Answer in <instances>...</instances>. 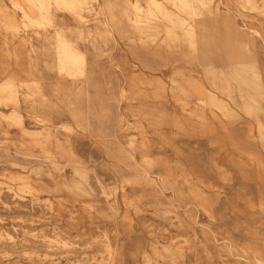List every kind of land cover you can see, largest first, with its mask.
<instances>
[{
  "label": "rangeland",
  "instance_id": "obj_1",
  "mask_svg": "<svg viewBox=\"0 0 264 264\" xmlns=\"http://www.w3.org/2000/svg\"><path fill=\"white\" fill-rule=\"evenodd\" d=\"M159 1L195 28V47L170 37L174 23L149 15V0L88 1L83 23L51 6L41 24L0 0V85L17 82L23 118L0 101V264H264V111L250 100L264 90V0H191L186 12ZM101 10L114 18L108 34ZM137 12L146 29L128 21ZM58 33L95 66L86 89L59 71ZM186 79L227 110L206 97L180 106L172 88ZM191 108L204 123L186 120ZM42 111L49 123L36 119ZM37 130L65 150L40 176ZM69 159L85 174L83 194L69 190Z\"/></svg>",
  "mask_w": 264,
  "mask_h": 264
},
{
  "label": "bare ground",
  "instance_id": "obj_2",
  "mask_svg": "<svg viewBox=\"0 0 264 264\" xmlns=\"http://www.w3.org/2000/svg\"><path fill=\"white\" fill-rule=\"evenodd\" d=\"M13 6L15 9H18L22 11L23 17L31 22L32 24H41L43 21H46L48 23L52 22V12L50 11L51 6H57V7H64L67 10H69L72 15L74 16L75 20L79 21L80 23H83V10L88 4V1H97V0H25L26 6H23L20 1L18 0H12ZM169 2H172L175 7H177L180 11L186 12V11H194L195 7L193 6V1L191 0H166ZM199 3L201 6H206V3L203 0H199ZM248 3H251L250 0H248ZM106 4V9L109 11L108 4ZM131 7H133L135 10L139 11V7L135 4H130ZM149 15H155L152 9L156 10L160 14L164 15L165 17L169 18L171 22L174 23L175 27L169 28V35L172 38L177 39L178 37H185L188 40H190V45L192 47H195L196 44L194 43V37L196 34L195 28L193 26H190V24L187 23L186 19H183L177 14H171L167 12V10L164 8V5L159 0H149ZM27 9V10H26ZM194 9V10H193ZM102 11V10H101ZM0 12L3 14L5 11L3 8H0ZM103 12V11H102ZM195 13V12H194ZM104 14L105 17V30L106 34L109 33V26H113L114 24V18L113 16H107V14ZM110 14V11L108 12ZM7 18H5V24L7 27L17 30L18 24L17 21L12 17L10 14ZM135 15V14H134ZM128 21L136 26V28H139L140 30L146 29L143 27L142 24L144 21L142 20V17L137 12L135 15V18H131L128 15ZM175 28H179L183 35H179L176 33ZM255 33L256 36L260 37L261 34L257 31H252ZM253 38V36H251ZM58 39V60H59V71L65 72L71 79H78V78H84L83 87L85 89L89 86H91L92 81L94 79V70L95 66L93 64H88L86 61V58L83 54L77 51L73 47V45L66 40V38L63 37L60 33L57 34ZM248 45L247 43H244ZM132 52V51H131ZM136 52H132V58L135 61L140 62V58L138 56H135ZM235 68L238 66L244 67V64H241V62H234L232 64ZM34 89L35 92L41 93V87L38 85L37 82L34 81ZM175 87L172 88V96L175 99L176 102L182 106L183 99L189 100V98H201L200 101L202 104H205L204 98H207V101L209 100L210 105H213L215 108H217L220 111L227 110V107L221 102V100L215 95V93L210 92L205 89V87L201 84L200 81L195 79H186L184 82L182 81H175ZM184 83L186 85H184ZM17 88V82L14 79H9L5 84L0 85V101H11L15 106L16 109H14L11 114L8 116L9 119L17 122L19 125L23 124V118L18 112L19 108V94L16 90ZM262 89V88H261ZM250 100L255 104L257 111H264V90L260 91L257 94V97H250ZM184 111V108H182ZM246 109H250L246 105ZM47 111V110H46ZM46 111H42L41 115H36V119H41L42 122L49 123L51 121L50 115L46 113ZM187 117L186 120L191 122L193 117H196L197 120H200L202 123H204V119L206 118L205 111L202 110V108L199 109H192L191 111H187ZM75 119H82V114L73 115ZM211 117L215 119L216 117H219L216 112H212ZM259 124L262 126V123L259 122ZM34 137L37 139L35 140V145L39 146L43 153H44V160H36V162H33V165H36L35 169L38 170L36 172V176H40L39 171L43 170V166L45 165H51L54 168H56L60 162V158H64V147L59 142V140L54 139L51 132L44 130V131H36L33 134ZM59 158V159H58ZM69 165L73 167V170L75 172L76 178L78 180L74 181L73 185H69V190L72 192H75L77 194H83L85 193L84 189V180H85V174L83 171L79 168H77L76 162L69 159ZM33 169V170H35ZM38 181L40 180L39 177L36 178ZM145 182L147 186H152L155 190L154 186L156 185V181L153 179H150V177H145ZM153 250L157 251L158 248L156 246L153 247ZM165 251H170L169 248H165Z\"/></svg>",
  "mask_w": 264,
  "mask_h": 264
}]
</instances>
